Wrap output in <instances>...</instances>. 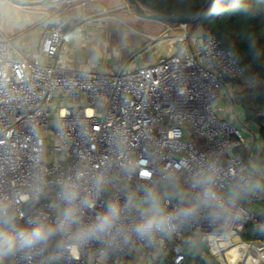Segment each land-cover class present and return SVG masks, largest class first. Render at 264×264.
<instances>
[{
    "label": "built area",
    "instance_id": "2783aa9c",
    "mask_svg": "<svg viewBox=\"0 0 264 264\" xmlns=\"http://www.w3.org/2000/svg\"><path fill=\"white\" fill-rule=\"evenodd\" d=\"M66 2L51 16L53 27L42 34L34 58L16 52L0 29V195L12 198L25 220L54 219L50 202L58 191L55 181L83 168L90 176L107 178L96 207L86 212L91 217L108 199L123 202L126 185L155 180L160 167L183 170L189 160L203 155L219 159L226 189L249 165L239 149L248 157L252 151L240 124L221 114L224 102L241 109L232 97L245 69L233 53L209 29L191 34L180 24L174 50L154 63L114 73L69 68L58 56L64 27L72 20L64 13L70 7V0ZM34 159L50 181L47 196L39 201L25 199L31 196ZM125 164L136 166L130 181L121 172ZM142 171L153 175L140 177ZM84 187L87 192L89 185ZM29 203L34 204L31 210L26 209ZM238 208V222L210 226L201 218L156 247L137 241L103 264H125L137 252L143 264L148 258L151 264L166 258L169 264H197L184 246L185 241L191 245L192 236L206 245L209 256L215 239L238 234L240 227L251 224L264 231L263 191L241 198ZM97 247L90 246L78 260L47 253L25 261L18 254L8 264H86Z\"/></svg>",
    "mask_w": 264,
    "mask_h": 264
},
{
    "label": "clouds",
    "instance_id": "9594fccd",
    "mask_svg": "<svg viewBox=\"0 0 264 264\" xmlns=\"http://www.w3.org/2000/svg\"><path fill=\"white\" fill-rule=\"evenodd\" d=\"M33 167L31 196L25 199L39 201L47 196L50 181L39 159H34ZM262 169L264 164L250 161L222 190L219 159L214 155L197 156L183 170L160 167L155 170V180L137 187L126 185L123 202L108 199L101 210L87 217V210L96 207L107 178L90 176L88 170L77 168L72 175L55 181L58 191L50 202L54 219L25 220L13 199L0 195V258L19 254L30 261L51 253L78 260L82 252L98 245L96 255L103 264L110 256L131 249L137 241L156 247L160 240L185 226L192 227L201 218L210 226L238 222L242 219L238 201L264 191V176H258ZM121 172L130 181L136 175V166L125 164ZM151 175L148 171L139 173L143 178ZM85 184L89 185L87 192ZM189 243L195 246V240Z\"/></svg>",
    "mask_w": 264,
    "mask_h": 264
},
{
    "label": "crops",
    "instance_id": "0c3cea01",
    "mask_svg": "<svg viewBox=\"0 0 264 264\" xmlns=\"http://www.w3.org/2000/svg\"><path fill=\"white\" fill-rule=\"evenodd\" d=\"M128 3V0H70V7L64 13L72 20L64 27L65 38L58 53L60 63L73 69L114 73L123 67L154 63L171 53L176 46L175 37L181 32V29L176 31L180 24L169 25V30L175 32L173 36L161 31L158 20L148 25V31L141 30L135 23L143 17L127 9ZM118 4L123 10H117ZM52 27L51 19L44 21L42 14L22 11L8 3L0 7V29L11 38L15 51L28 58L36 56L42 34ZM221 114L236 120L251 141L252 151L247 162L264 164V141L259 126L245 121L241 109L234 104L224 102ZM258 176H264V169ZM192 240L195 238L191 237ZM195 241V246L187 243L185 247L197 264L202 261L207 264L204 245ZM135 254L143 256L141 252ZM163 261L169 264L167 258Z\"/></svg>",
    "mask_w": 264,
    "mask_h": 264
},
{
    "label": "trees",
    "instance_id": "16d2710c",
    "mask_svg": "<svg viewBox=\"0 0 264 264\" xmlns=\"http://www.w3.org/2000/svg\"><path fill=\"white\" fill-rule=\"evenodd\" d=\"M141 5L164 15L187 18L195 16L207 0H137ZM177 24L178 23H172ZM190 25H199L207 28L219 39L223 48L230 50L240 65L245 69V74L250 76L252 85L245 86L233 93V101L242 109L244 120L256 123L259 126L261 137L264 141V0H209L207 6L201 11L197 22ZM254 45V46H253ZM244 160L247 151L240 148ZM243 242L264 243V231L251 224L244 226L238 233ZM236 234V235H238ZM238 235V236H239ZM243 242L230 241L225 237V256L229 257L227 263L237 264V257L241 252L236 246ZM230 243H236L231 244ZM231 247H229V246ZM260 245H263L260 242ZM264 247V245H263ZM216 248V247H214ZM219 248L220 256L225 260ZM249 258L239 259L243 264H256L253 259L262 258L259 248ZM252 255V256H251ZM238 259V260H239ZM10 257L0 258V264H8ZM129 260L125 263L128 264ZM201 264H205L203 261Z\"/></svg>",
    "mask_w": 264,
    "mask_h": 264
},
{
    "label": "rangeland",
    "instance_id": "374dc122",
    "mask_svg": "<svg viewBox=\"0 0 264 264\" xmlns=\"http://www.w3.org/2000/svg\"><path fill=\"white\" fill-rule=\"evenodd\" d=\"M10 4L18 9H21L22 11H29V12H34L35 14H42V18L44 21H47V20H50L51 19V16L56 13L57 11L61 10V8L67 3L66 0H63L61 2H54V3H51V4H40V5H32V6H23L21 4H17L11 0H2V3L0 4V7L2 6V4ZM128 3V7L127 9L133 11V12H136V10L134 9V7ZM119 8L117 9L118 11L120 10H123V8L121 7L122 5L121 4H118L117 5ZM142 7L144 9H146L147 11H153L145 6L142 5ZM112 10V9H111ZM123 14V13H121ZM157 23L158 21L156 19H152V18H141V20L139 22H136L135 25L141 29V30H144V31H148L149 28H148V25H150V23ZM161 26H162V29L161 31H165L167 32L168 34H170V36H173L175 35L174 31L172 32L171 30H169V25L172 24V23H164V22H158ZM164 29V30H163ZM180 29H182V26H179V28L176 30L177 32L180 31ZM185 29L189 32V33H193V34H198L200 33L201 31V27L199 25H190V24H186L185 25ZM178 34V33H177ZM237 84H236V90H240L242 89L243 87L245 86H249V85H252V80L250 79V76L245 74L244 77L241 79V80H238L236 81ZM233 92V90H232ZM101 111V110H99ZM51 130H53V126L50 127ZM52 139H49V142H51ZM250 151V150H249ZM244 227H240L238 229V233H240L241 231H243ZM192 238H194L192 236ZM226 238H228V240L230 241H242L241 237L238 236V237H234V236H227ZM195 240H197L195 238ZM256 242H243L241 245H238L236 246V248H238L240 250V254L243 259H246V258H249L250 257V254H254L256 253L257 250H255V248H259L260 249V252L262 254V258H259V259H253L252 261L250 262H253L255 261L256 264H264V247L263 245H260V242L258 240H254ZM187 242L188 241H185L184 243V246L187 245ZM196 243V241H195ZM232 243H230L229 245H231ZM233 244H236V243H233ZM232 244V245H233ZM202 245H204L202 243ZM228 245V246H229ZM219 248L222 253V255L225 253V251H227V249H225V247H223L222 245L220 244H216V243H213L212 244V247H211V253L212 255H207L205 257V259H207V264H229L227 263V261L229 260V257L228 256H225V254L223 255L225 260L222 259V257L220 256V252H217L216 251V248ZM230 247V246H229ZM203 248L206 250V245L203 246ZM231 248V247H230ZM140 251V250H138ZM207 253V252H206ZM151 254H154V253H151ZM252 256V255H251ZM240 257H237L238 259ZM246 257V258H245ZM236 259L237 260V264H243V262L239 259ZM101 261V259L96 255V253L92 254L91 256H89L87 259H86V264H97V262ZM144 260H143V256L141 258V256H139L138 254H133L130 258H129V262L128 264H143ZM147 264H151L150 262V258L147 259ZM106 264H111V263H106ZM157 264H166L165 261L161 260L159 261ZM249 264H252V263H249Z\"/></svg>",
    "mask_w": 264,
    "mask_h": 264
},
{
    "label": "water",
    "instance_id": "95a60500",
    "mask_svg": "<svg viewBox=\"0 0 264 264\" xmlns=\"http://www.w3.org/2000/svg\"><path fill=\"white\" fill-rule=\"evenodd\" d=\"M11 1L24 6H32V5H40V4H51L54 2H61L63 0H11ZM128 1L134 7L137 13L143 18H152L162 22H170V23H178V24H189V23L197 22L201 11L205 9V7L209 2V0H207L204 6L198 11V13L195 16L180 18V17L164 15L154 11H147L142 7V5L137 0H128ZM53 124H54V119L51 120V125ZM33 207H34L33 203H29L26 205L27 210H31ZM261 221L264 222V216H261Z\"/></svg>",
    "mask_w": 264,
    "mask_h": 264
},
{
    "label": "bare ground",
    "instance_id": "6f19581e",
    "mask_svg": "<svg viewBox=\"0 0 264 264\" xmlns=\"http://www.w3.org/2000/svg\"><path fill=\"white\" fill-rule=\"evenodd\" d=\"M235 234H226V235H223L222 237L218 238V239H215L214 243L218 244V243H224L225 242V237L227 236H233Z\"/></svg>",
    "mask_w": 264,
    "mask_h": 264
}]
</instances>
